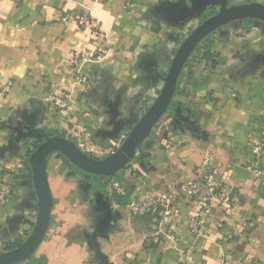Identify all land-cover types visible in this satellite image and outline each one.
Segmentation results:
<instances>
[{
	"label": "crops",
	"instance_id": "crops-1",
	"mask_svg": "<svg viewBox=\"0 0 264 264\" xmlns=\"http://www.w3.org/2000/svg\"><path fill=\"white\" fill-rule=\"evenodd\" d=\"M126 1L0 0V183L12 186L0 208V253L24 241L37 215L28 163L36 143L16 140L11 128L68 138L70 120L87 133L85 143L115 152L157 97L182 40L215 13L194 15L189 0H133L129 10ZM97 4L106 19L96 17L114 49L83 67L93 87H75L72 110L53 115L49 98L73 81L72 53L102 43V27L79 20L84 8ZM205 44L211 58L203 56V46L192 54L172 101L189 123L163 116L124 170L107 180L77 170L58 153L48 157L51 221L32 264H264V179L246 167L264 120V23H231ZM205 168L214 172L224 198L213 214L222 227L210 226L206 238L194 240L172 226L178 250L167 240L151 245V217L132 216L128 204L176 191ZM93 189L104 193L115 216L95 245L91 237L101 214ZM179 209L191 212L183 203Z\"/></svg>",
	"mask_w": 264,
	"mask_h": 264
},
{
	"label": "water",
	"instance_id": "water-1",
	"mask_svg": "<svg viewBox=\"0 0 264 264\" xmlns=\"http://www.w3.org/2000/svg\"><path fill=\"white\" fill-rule=\"evenodd\" d=\"M194 15L204 10L215 13L203 19L182 40L176 50L165 76L162 77V88L157 97L130 128L121 146L112 154L97 159L79 149L76 143L66 137L51 136L49 133H34L31 127L11 128L17 139L29 138L36 147L29 155L32 184L36 197L37 215L35 224L24 239L14 249L0 253V264H22L31 262L33 256L45 238L51 221L53 200L47 177L46 161L49 156L58 153L77 170L109 180L124 170L134 158L141 153L142 145L163 116L170 115L175 123H189L179 108L172 106L176 94L178 80L194 51L215 31L239 21H258L264 23V4L251 1L249 3L231 5L230 0H189ZM95 210L101 214L95 232L91 237L93 245L97 237L107 234V228L113 223L115 216L104 193L93 189Z\"/></svg>",
	"mask_w": 264,
	"mask_h": 264
},
{
	"label": "built area",
	"instance_id": "built-area-1",
	"mask_svg": "<svg viewBox=\"0 0 264 264\" xmlns=\"http://www.w3.org/2000/svg\"><path fill=\"white\" fill-rule=\"evenodd\" d=\"M133 0H127L125 9L129 10ZM264 4V0H254ZM79 20L86 22L90 20L96 26H104L103 22L92 15V8H84ZM113 45L107 38L104 27H102V43L100 46L87 49L80 54L72 53L71 66L73 68V81L70 87L59 95H51L49 103L52 105L53 115H58L64 110H72L74 100L72 98L75 87L82 86L84 91L93 87V81L84 75L82 69L87 64L102 62L112 51ZM68 139L74 141L79 149L97 159L106 157L113 152L109 150L97 151L92 145L84 142L87 133L77 124L68 120ZM261 139L249 149L250 163L246 166L248 171L256 178L264 179V167L260 166L264 152V120L261 123ZM170 143L166 146L171 149ZM114 189L118 191L119 185L115 183ZM12 194V186L0 183V208ZM224 200L217 188V180L210 168H205L202 175L190 183H182L176 191H169L149 197L143 201H134L128 204V211L132 216H150L149 243L153 246L162 241H170L173 249L178 250L176 233L170 231L172 226H178L188 232L194 240L206 238L210 226L220 229L222 224L219 220L213 219L215 208ZM180 203L190 207L191 212L183 214L180 212Z\"/></svg>",
	"mask_w": 264,
	"mask_h": 264
},
{
	"label": "trees",
	"instance_id": "trees-1",
	"mask_svg": "<svg viewBox=\"0 0 264 264\" xmlns=\"http://www.w3.org/2000/svg\"><path fill=\"white\" fill-rule=\"evenodd\" d=\"M207 41V39L205 41H203V43L194 51H199L200 47H204V48H207V50L205 51V53H203V56L208 60L209 58H211V52L210 50L208 49V46L205 44ZM51 136H62L64 137L61 133L59 132H53V133H50ZM36 147V144L34 145ZM115 198V201L118 202L119 204H125V201L122 200L120 197L118 196H113ZM20 245V242H17V243H14V244H10L8 247H7V250H11V249H14L15 247L19 246Z\"/></svg>",
	"mask_w": 264,
	"mask_h": 264
},
{
	"label": "clouds",
	"instance_id": "clouds-1",
	"mask_svg": "<svg viewBox=\"0 0 264 264\" xmlns=\"http://www.w3.org/2000/svg\"><path fill=\"white\" fill-rule=\"evenodd\" d=\"M92 15L97 16L100 19H106V14L100 10V6L97 4L92 8Z\"/></svg>",
	"mask_w": 264,
	"mask_h": 264
}]
</instances>
